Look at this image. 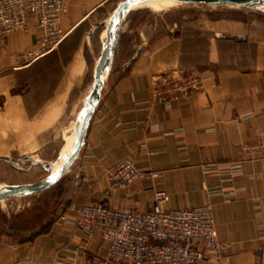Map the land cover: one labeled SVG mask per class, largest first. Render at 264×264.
<instances>
[{
  "label": "crops",
  "instance_id": "obj_1",
  "mask_svg": "<svg viewBox=\"0 0 264 264\" xmlns=\"http://www.w3.org/2000/svg\"><path fill=\"white\" fill-rule=\"evenodd\" d=\"M123 1L67 0L60 27L69 34L27 67L17 56L36 47L33 24L0 40V161L39 150L36 135L86 108L105 22ZM159 23L131 39L122 18L81 149L48 204L6 213L0 264H112L99 232L74 231L76 210L145 211L160 191L168 209L211 206L219 249L199 264L264 263V40L238 20ZM127 42L133 50L119 61ZM122 160L155 177L110 191L108 170Z\"/></svg>",
  "mask_w": 264,
  "mask_h": 264
},
{
  "label": "built area",
  "instance_id": "obj_2",
  "mask_svg": "<svg viewBox=\"0 0 264 264\" xmlns=\"http://www.w3.org/2000/svg\"><path fill=\"white\" fill-rule=\"evenodd\" d=\"M67 12V0H0V40L31 22L38 34L36 47L17 56L24 67L30 66L54 52L67 37L69 31L60 27ZM108 176L110 191H125L155 174L122 160L108 170ZM167 200L165 192H156L145 211L85 203L76 210L73 229L84 238L99 232L112 264H199L205 255L217 252L211 206L172 210L166 208Z\"/></svg>",
  "mask_w": 264,
  "mask_h": 264
},
{
  "label": "rangeland",
  "instance_id": "obj_3",
  "mask_svg": "<svg viewBox=\"0 0 264 264\" xmlns=\"http://www.w3.org/2000/svg\"><path fill=\"white\" fill-rule=\"evenodd\" d=\"M116 9L117 6L113 5L110 10L111 17L114 15ZM161 15H166L167 22L170 26L177 24L185 28H191L206 20H238L243 23L244 29L249 36L257 40H264V11L237 6H209L203 4L165 5L161 1L144 2L137 7L136 11H131L123 17V24L126 25L124 30L126 33L131 30V39L133 36L136 38L137 32L142 29L141 24L145 25L147 23V33L158 31L160 29L158 27L160 26L159 16ZM108 22L109 19L106 20L105 26ZM151 23H153L154 26H152ZM162 24L164 25V23ZM114 34L115 28L111 32L112 40ZM130 46L129 42H127V44L122 47L125 49L122 53H119V61H126L128 57H130V52L133 50V47ZM75 120L76 117L74 116L70 120H60L56 126L51 129L52 133L42 134L41 138L36 135L35 138L40 147L39 150L25 152L13 151L12 154L7 156L10 161H0V186L37 184L44 181L59 160L61 151L66 142L65 140L73 135H71L73 131L72 124ZM52 191H54V187L53 189L50 187L49 189L29 195H16L1 200L0 232L3 228L2 220L5 218L4 216H6L7 212H9L10 215L14 214V216H16L17 212H24L22 209L25 208L24 205H27V203L29 204L27 208L33 205L40 206V204L44 202L48 204Z\"/></svg>",
  "mask_w": 264,
  "mask_h": 264
},
{
  "label": "water",
  "instance_id": "obj_4",
  "mask_svg": "<svg viewBox=\"0 0 264 264\" xmlns=\"http://www.w3.org/2000/svg\"><path fill=\"white\" fill-rule=\"evenodd\" d=\"M135 1H143V0H124L121 4H119V6L114 12V15L109 19V22L105 27L106 43L98 59V62H97V65L94 71V77H93L94 92L89 97L87 106L84 109V115H83L82 123L80 126L79 134L76 140V147H75L73 154L63 164L57 176L51 179L49 182H45L44 180L37 184L6 186L7 192L0 195V200L10 197L22 190H26L29 193H34V192L49 189L67 172V170L73 164L74 160L76 159L81 149L90 117L99 100L103 72L104 70L107 69L108 62L110 61L111 54L113 53L115 43L114 41H111V32L115 28V35H114V39H115L120 29V24L123 18V12ZM175 1L182 3V4H203V5H209V6H237V7H246V8L247 6L258 3V2H264V0H175ZM6 160L10 161V159L8 158Z\"/></svg>",
  "mask_w": 264,
  "mask_h": 264
},
{
  "label": "bare ground",
  "instance_id": "obj_5",
  "mask_svg": "<svg viewBox=\"0 0 264 264\" xmlns=\"http://www.w3.org/2000/svg\"><path fill=\"white\" fill-rule=\"evenodd\" d=\"M149 1H161L162 3H164L165 5H170V4H182L179 3L175 0H143V1H135L134 3H132L124 12H123V17L126 16L129 12L134 11L137 9V7H139L140 5H142L144 2H149ZM247 8L249 9H253V10H260V11H264V2H258L252 5L247 6ZM105 73L106 70H104L103 75H102V79H104L105 77ZM83 115H84V110H82L76 117L75 122L72 124L73 126V131L71 133V137L67 138L65 141V145L61 151V155L59 160L56 162L54 168L51 169L50 174L48 177H46L45 182H49L51 179L55 178L57 176V174L59 173L61 167L63 166V164L70 158V156L73 154L75 147H76V140L79 134V130H80V126L82 123V119H83ZM50 168V166H49ZM48 168V169H49ZM6 191V186H0V195L4 194ZM39 192V191H38ZM31 193H29L26 190H22L17 192L16 194L12 195V196H21V195H29ZM11 197V196H10ZM8 198V197H7ZM1 201V200H0Z\"/></svg>",
  "mask_w": 264,
  "mask_h": 264
},
{
  "label": "trees",
  "instance_id": "obj_6",
  "mask_svg": "<svg viewBox=\"0 0 264 264\" xmlns=\"http://www.w3.org/2000/svg\"><path fill=\"white\" fill-rule=\"evenodd\" d=\"M42 59V58H41ZM40 60V59H39ZM37 62V61H36ZM35 63V62H34Z\"/></svg>",
  "mask_w": 264,
  "mask_h": 264
}]
</instances>
